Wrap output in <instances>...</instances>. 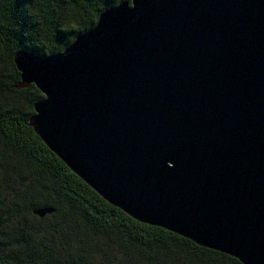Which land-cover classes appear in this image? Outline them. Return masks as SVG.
Listing matches in <instances>:
<instances>
[{
  "label": "water",
  "instance_id": "obj_1",
  "mask_svg": "<svg viewBox=\"0 0 264 264\" xmlns=\"http://www.w3.org/2000/svg\"><path fill=\"white\" fill-rule=\"evenodd\" d=\"M14 61L29 125L105 200L264 264V0L122 1Z\"/></svg>",
  "mask_w": 264,
  "mask_h": 264
},
{
  "label": "trees",
  "instance_id": "obj_2",
  "mask_svg": "<svg viewBox=\"0 0 264 264\" xmlns=\"http://www.w3.org/2000/svg\"><path fill=\"white\" fill-rule=\"evenodd\" d=\"M122 1L0 0V264H243L112 205L29 125L44 96L15 54L61 52Z\"/></svg>",
  "mask_w": 264,
  "mask_h": 264
}]
</instances>
